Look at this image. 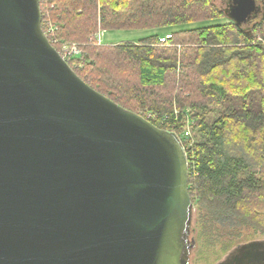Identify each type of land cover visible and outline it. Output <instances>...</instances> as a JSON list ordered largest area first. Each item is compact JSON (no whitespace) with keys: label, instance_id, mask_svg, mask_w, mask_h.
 <instances>
[{"label":"water","instance_id":"95a60500","mask_svg":"<svg viewBox=\"0 0 264 264\" xmlns=\"http://www.w3.org/2000/svg\"><path fill=\"white\" fill-rule=\"evenodd\" d=\"M193 213L179 135L82 79L40 0H0V264H190Z\"/></svg>","mask_w":264,"mask_h":264},{"label":"trees","instance_id":"16d2710c","mask_svg":"<svg viewBox=\"0 0 264 264\" xmlns=\"http://www.w3.org/2000/svg\"><path fill=\"white\" fill-rule=\"evenodd\" d=\"M40 6L43 30L55 27L48 38L58 51L54 39L83 45L69 64L90 86L130 111L157 114L155 124L179 136L189 125L191 135L182 139L192 236L195 211L207 243L243 227L264 234V1L249 27L231 20L178 29L168 47L158 34L110 45L89 39L102 30L173 27L227 13L212 0H40Z\"/></svg>","mask_w":264,"mask_h":264},{"label":"rangeland","instance_id":"374dc122","mask_svg":"<svg viewBox=\"0 0 264 264\" xmlns=\"http://www.w3.org/2000/svg\"><path fill=\"white\" fill-rule=\"evenodd\" d=\"M212 1L217 7L224 9L225 12L227 13L229 3L231 2V0H212ZM263 1L264 0H258V4L261 7L263 5ZM262 14H263V11H261L260 14L253 20L244 23L245 27H249V25L253 21L259 19L262 16ZM228 22H231V19H229V17L221 18L218 20H212L209 22H198V23L179 25V26H173V27H161V28H156V29L105 30L101 43L110 45V44H117V43L125 42V41L138 42L139 40L145 37L154 35L156 33L158 35L164 36L167 33H173L174 31L178 29L194 28L198 26H207V25H216V24H223V23H228ZM89 41H91V37ZM93 42L97 43L95 39H93L92 43ZM73 43H77V42H73ZM57 44H59L60 49H61L62 44H60V42ZM102 44H98V45H102ZM165 46L168 47L172 45H170L169 43L168 45H165ZM80 47L82 48L83 45L82 46L80 45ZM188 109L189 108H187V110ZM177 112H178V109H177ZM197 217H198V214L196 215V211H195L194 224L196 228V234H195L196 247L194 248L192 252L190 264H216L218 260H220L235 245L246 242V241L254 240V239H264V234L257 233L253 229L243 227L239 229L238 235L236 236H231L228 233L224 232L223 235L217 236L218 238L214 237L212 238V241L210 243H207L206 237L201 233V230H202L201 224H199L198 221L196 224Z\"/></svg>","mask_w":264,"mask_h":264},{"label":"built area","instance_id":"2783aa9c","mask_svg":"<svg viewBox=\"0 0 264 264\" xmlns=\"http://www.w3.org/2000/svg\"><path fill=\"white\" fill-rule=\"evenodd\" d=\"M54 29H55V27H53V25H50V27L46 31H44V32H45V34L47 36H49V33L53 32ZM102 37H103V31H100L99 33H97L96 35H94L93 37H91V41H93V39H95L98 44H102L101 43ZM171 37H172V33H167L164 36H160L159 37L160 43L161 44H164V45H168ZM53 42L55 44L59 43L56 39H54ZM59 53L61 54V56L63 57V59L66 60L69 63L71 60H73L74 58H76V57H78V56H80L82 54V48L77 43H62V47H61ZM139 114H141V113H139ZM141 115L144 116L146 119L150 120L153 123H155V121L158 118V115L155 114V113H153V112H149V113H147L145 115L144 114H141ZM166 118L167 117H165L163 119V121ZM190 135H191V130H190L189 125H187L186 129L184 130V132L179 137L181 138V140L183 142V139L182 138L183 137L185 138V137L190 136ZM183 144H184V142H183ZM184 147H185L186 154H187V146L185 144H184ZM187 157H188V154H187ZM188 161H189V159H188Z\"/></svg>","mask_w":264,"mask_h":264},{"label":"flooded vegetation","instance_id":"af4514ba","mask_svg":"<svg viewBox=\"0 0 264 264\" xmlns=\"http://www.w3.org/2000/svg\"><path fill=\"white\" fill-rule=\"evenodd\" d=\"M256 240L264 241V239H254L250 241ZM250 241L239 243L232 247L216 264H264V244L253 246L243 251H237V248L242 244Z\"/></svg>","mask_w":264,"mask_h":264},{"label":"crops","instance_id":"0c3cea01","mask_svg":"<svg viewBox=\"0 0 264 264\" xmlns=\"http://www.w3.org/2000/svg\"><path fill=\"white\" fill-rule=\"evenodd\" d=\"M104 33H105V32L103 31V35H104ZM156 34H157V33H156ZM160 36H161V35H160Z\"/></svg>","mask_w":264,"mask_h":264}]
</instances>
